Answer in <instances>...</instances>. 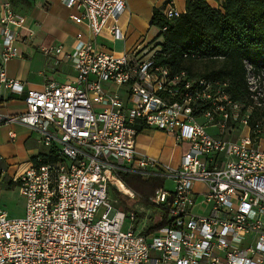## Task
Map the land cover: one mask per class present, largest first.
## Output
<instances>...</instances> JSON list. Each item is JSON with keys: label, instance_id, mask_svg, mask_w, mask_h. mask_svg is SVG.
<instances>
[{"label": "built area", "instance_id": "built-area-1", "mask_svg": "<svg viewBox=\"0 0 264 264\" xmlns=\"http://www.w3.org/2000/svg\"><path fill=\"white\" fill-rule=\"evenodd\" d=\"M61 2L93 38L77 32L70 53L59 44L44 47L47 56L63 53L77 75L28 89L19 115L0 113V123L31 127L47 147L17 179L0 151V192L3 183L16 182L25 200L21 217L0 207V264H264V119L255 116L264 105V67L245 60L242 101L225 79L159 63L160 29L152 42L122 53L100 49L95 37L103 32L126 39L120 25L126 0ZM164 7L169 20L183 14ZM25 27L12 0H0V86L14 94L25 84L9 77L6 65L20 56L16 40ZM147 128L185 146L178 162L136 148ZM8 134L14 141L16 132ZM127 173L161 181L150 204L167 211L164 225L148 233L153 223L123 230L127 217L132 224L138 217L109 191L113 178Z\"/></svg>", "mask_w": 264, "mask_h": 264}, {"label": "trees", "instance_id": "trees-1", "mask_svg": "<svg viewBox=\"0 0 264 264\" xmlns=\"http://www.w3.org/2000/svg\"><path fill=\"white\" fill-rule=\"evenodd\" d=\"M151 24L161 30L164 40L158 62L174 70H188L194 75L219 77L229 82L234 97L245 101L247 80L245 60L257 68L264 67V0H224L221 8H215L207 0H187L186 11L169 20L162 9L155 8ZM167 26L166 30L162 28ZM195 53V59L183 54ZM221 60L218 68L201 73L192 71L190 64L197 60ZM257 118L264 119V105L257 110ZM33 156L31 159H34ZM121 180L141 194L140 201L151 206L145 198L152 196L159 188L158 178H145L138 174H122ZM118 195L119 192L116 191ZM162 219L146 229L150 232L167 221V211L154 206ZM125 209H130L125 207ZM138 220L142 214L137 213Z\"/></svg>", "mask_w": 264, "mask_h": 264}, {"label": "crops", "instance_id": "crops-1", "mask_svg": "<svg viewBox=\"0 0 264 264\" xmlns=\"http://www.w3.org/2000/svg\"><path fill=\"white\" fill-rule=\"evenodd\" d=\"M15 1L16 0H12L13 7L18 15L24 17L25 26L27 27L22 31L24 36L16 40L20 56L11 59L7 63L6 71L9 77L22 80V83L25 84V91L22 94H14L0 86V113L7 114L9 113L5 110L6 104L11 99L20 97V101L25 104L24 97L28 89H44L48 81L55 80L63 83L68 79L75 78L77 75L78 72L75 67H73L72 61H67L63 53L57 54L54 52V54L47 56L44 54V47L51 48L59 44L63 46L64 52L70 53L73 51L77 32L82 31L87 38H93L90 29L85 23H76L71 18V15L77 13V11L65 7L61 0H26L34 5L46 6V8L43 9V16H40L38 19L25 13L23 11L25 9L24 5L22 7L23 10L16 9L14 4ZM223 1L224 0H207V3L215 8H221ZM186 2L187 0H126L127 9L120 19V25L126 33V39L124 41L114 40L111 35L103 32L95 37L96 44L100 49L113 50L119 54L124 50L126 51V49L134 48L138 44L145 45L152 42L158 37L157 35H159V28L151 24L153 10L155 8L163 9L166 4L170 3L184 13L186 11ZM42 25H45L46 31L41 28L43 27ZM69 30L72 31V33L66 34ZM57 59H59V62H57ZM25 126L29 127L27 125ZM29 128L32 129L31 127ZM146 131H150L152 136L164 135L170 138H173V136L154 128L143 129L137 135L136 148L140 152L157 157V155L152 153L153 147L151 144L142 136L143 132ZM36 134L39 140V134ZM17 136L16 133V138ZM262 146L264 145L262 144ZM184 147V145H178L176 143V145L171 147L172 150L170 154L165 156L162 160L172 163L178 162ZM46 150L47 149L28 154L26 157V161H28L27 165L30 163L31 157L38 153L45 152ZM158 158L159 157H157V159ZM7 161L11 164L9 168L10 174H15L20 167L18 166V162H21V160L11 161L7 158ZM12 184L13 183H9V181L5 182V186L7 187H10Z\"/></svg>", "mask_w": 264, "mask_h": 264}, {"label": "rangeland", "instance_id": "rangeland-1", "mask_svg": "<svg viewBox=\"0 0 264 264\" xmlns=\"http://www.w3.org/2000/svg\"><path fill=\"white\" fill-rule=\"evenodd\" d=\"M14 4L16 9L18 10H23L22 7L24 5L25 9L23 11L36 19L40 18V16H43V9L46 8V6H41L38 4L34 5L33 3H29L26 0H16ZM42 26L43 27L41 28L46 31L45 25ZM70 33H72V31L70 30L66 32V34ZM221 63L222 61L219 59H216L214 61L197 60L196 62H192L190 66L193 72L201 73L206 71L207 69L210 70L213 68H218ZM20 99V97L11 99L6 104L5 110L12 115H19L23 113L25 111V104L20 101ZM16 123H0V151L11 161L21 160V162H18V166L20 167L16 171L15 179H17V175L27 165L28 161H26V157L28 154L37 153L40 150L47 149V147L41 141L38 140L36 131H33L29 127H26L23 123ZM9 130H13L18 135L14 141H12L8 135ZM209 130L213 133L215 132L213 129ZM142 136H144L145 139L153 147L152 153L157 155V157L161 158V160L164 159L165 156L169 155L172 150L171 147L176 145V141H174L175 139L166 137L164 135L152 136V133L150 131L143 132ZM174 185L175 184L171 179L167 180L166 186L169 188L170 191H172ZM128 188L130 189V187ZM130 190L133 191V196L132 194H128L120 190L119 187L116 186L115 183H113L111 184L109 197L113 202L116 200V205H118L119 208H122L126 212H135L136 215L137 213L142 214V217L133 224L131 218L127 217L123 226V230H127L128 228H130L131 225H134L135 227H137V231H141L144 226L151 225L152 223H155V221L159 220L160 214L159 211L156 210L152 204L151 206H147L146 204L140 201V198L142 197L141 194H137L132 188ZM116 191L119 192L118 195L116 194ZM150 197L152 196L145 198L148 203L150 202ZM0 207L7 210L10 217H21L25 214V200L19 194L16 182H14L10 187L5 186V183L2 185V191L0 194ZM125 207H128L130 209L127 210L125 209ZM104 211L105 208L103 205L99 208L98 213L96 215V219L100 218Z\"/></svg>", "mask_w": 264, "mask_h": 264}, {"label": "bare ground", "instance_id": "bare-ground-1", "mask_svg": "<svg viewBox=\"0 0 264 264\" xmlns=\"http://www.w3.org/2000/svg\"><path fill=\"white\" fill-rule=\"evenodd\" d=\"M113 181H114V183L116 184V186H118L119 187V189L120 190H122V191H124V192H126V193H128V194H133V191L132 190H130L123 182H122V180H120V179H115V178H113Z\"/></svg>", "mask_w": 264, "mask_h": 264}]
</instances>
